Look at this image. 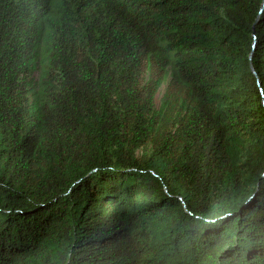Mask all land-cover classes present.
I'll return each instance as SVG.
<instances>
[{
	"label": "trees",
	"instance_id": "16d2710c",
	"mask_svg": "<svg viewBox=\"0 0 264 264\" xmlns=\"http://www.w3.org/2000/svg\"><path fill=\"white\" fill-rule=\"evenodd\" d=\"M0 264H264V0H0Z\"/></svg>",
	"mask_w": 264,
	"mask_h": 264
},
{
	"label": "rangeland",
	"instance_id": "374dc122",
	"mask_svg": "<svg viewBox=\"0 0 264 264\" xmlns=\"http://www.w3.org/2000/svg\"><path fill=\"white\" fill-rule=\"evenodd\" d=\"M164 87H165V86H162L161 89L159 90L158 95H157V97H156V103H158V101H159V99H160V97H161V95H162V93H163ZM164 213H165V212H163V214H164Z\"/></svg>",
	"mask_w": 264,
	"mask_h": 264
}]
</instances>
